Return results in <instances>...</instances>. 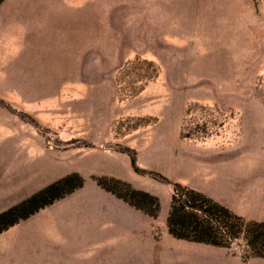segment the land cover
I'll use <instances>...</instances> for the list:
<instances>
[{"label": "rangeland", "instance_id": "1", "mask_svg": "<svg viewBox=\"0 0 264 264\" xmlns=\"http://www.w3.org/2000/svg\"><path fill=\"white\" fill-rule=\"evenodd\" d=\"M126 149L139 168L264 221V0L0 4V208L40 179L41 163L116 156L127 181L160 199L155 264H181L188 242L165 223L172 187L134 172ZM29 244L2 232L0 264H26ZM195 248L206 264H241L248 250L242 239Z\"/></svg>", "mask_w": 264, "mask_h": 264}, {"label": "crops", "instance_id": "2", "mask_svg": "<svg viewBox=\"0 0 264 264\" xmlns=\"http://www.w3.org/2000/svg\"><path fill=\"white\" fill-rule=\"evenodd\" d=\"M107 160L109 164L102 165L89 153L68 168L60 163L45 167L41 163L40 171L34 174L40 179L21 186L20 196L1 205L0 212L71 172L84 178L81 187L3 231L6 238L14 239L15 248L17 240L32 243L28 245L31 251L26 264H155L158 244L153 218L89 178L107 175L130 180L124 175L123 160L116 156ZM186 242L181 246L180 263L206 264L205 252L195 248L198 243ZM160 245L171 252L173 242L168 239ZM170 258L164 257L161 264H172ZM228 260L219 257L218 264H227Z\"/></svg>", "mask_w": 264, "mask_h": 264}, {"label": "trees", "instance_id": "3", "mask_svg": "<svg viewBox=\"0 0 264 264\" xmlns=\"http://www.w3.org/2000/svg\"><path fill=\"white\" fill-rule=\"evenodd\" d=\"M3 1L0 0V4ZM136 61L147 63L153 68L150 75L141 76L143 79L147 81L157 75L158 69L152 61L140 60L139 57ZM256 90L259 88L257 87ZM124 151L129 154L130 165L134 172L149 174L171 185L172 192L165 220L169 235L178 240L221 248H230L235 241L242 239L248 249L241 255L242 264H248L249 257L264 259V221L246 219L202 191L180 182H172L158 172H147L137 166L134 151L129 149ZM92 179L100 188L149 217L155 219L158 216L161 202L157 195L135 188L125 179L107 175H93ZM83 183L84 178L79 173L71 172L1 211L0 233L20 220L26 219L40 208L81 187Z\"/></svg>", "mask_w": 264, "mask_h": 264}]
</instances>
